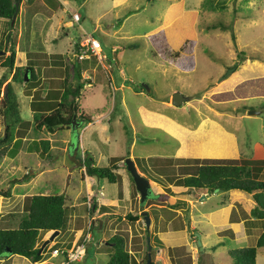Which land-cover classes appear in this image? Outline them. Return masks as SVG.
<instances>
[{"label": "rangeland", "instance_id": "rangeland-1", "mask_svg": "<svg viewBox=\"0 0 264 264\" xmlns=\"http://www.w3.org/2000/svg\"><path fill=\"white\" fill-rule=\"evenodd\" d=\"M14 1L13 20L0 17V61L11 49L16 52L11 69L0 64V75L6 74L0 109L4 84L10 81L21 120L13 124L12 139L0 157V227L17 225L27 196L54 192L65 197L67 214L59 233L43 247L41 264H62L52 249L81 242L88 219L94 224L91 239L84 240L83 264H104L112 249L106 241L116 232L126 238L131 264H233L227 249L255 244L264 218L250 214L254 200L246 191L202 192L175 184L173 179L195 163L191 158L216 157H177V138L168 130L177 125L172 119L196 127L212 118L235 135L239 146L235 156L219 158L264 160V0H221L219 5L220 0H125L117 5L113 0ZM72 9L79 12V21L64 24ZM87 35L99 40L100 56L88 51L78 61L86 78L78 100L92 121L75 123L74 130L71 124L54 132L35 129L33 94L54 99L66 73L76 81L72 63L81 48L79 38ZM241 56L260 64L254 60L234 67ZM29 64L34 79H13L15 66L23 70ZM174 92L189 99L176 105ZM5 125L0 110V135ZM41 137L52 140L44 155L36 148ZM87 153L96 164L112 167L115 182L85 172L81 158ZM127 156L150 180L151 193L143 204ZM258 167L257 175L264 179V161ZM91 182L102 196L95 197L90 212L86 195ZM216 203L228 206L226 219L233 224L212 228L201 216ZM50 233L40 230L37 245ZM30 262L18 253L0 256V264ZM256 264H264V245L257 247Z\"/></svg>", "mask_w": 264, "mask_h": 264}, {"label": "trees", "instance_id": "trees-1", "mask_svg": "<svg viewBox=\"0 0 264 264\" xmlns=\"http://www.w3.org/2000/svg\"><path fill=\"white\" fill-rule=\"evenodd\" d=\"M154 1V0H148ZM213 3L214 0H203ZM222 1H217L216 4H222ZM17 7L14 0H0V17L9 18L13 20L16 15ZM264 13V8H263ZM3 41L0 38V49H2ZM79 44V43H78ZM132 45L130 43L128 46ZM135 45V44H133ZM15 51L11 49L0 64L11 69L13 67ZM79 53V49L76 54ZM241 52L240 54H242ZM239 55H237L238 57ZM244 57H239L233 64L237 66ZM80 59L76 57L73 64L74 76L76 81L69 80L68 73L65 74L62 80L63 89L60 95L56 91H50V95L55 94L57 98L44 97L37 91L34 99L31 101L32 110H34V128L45 129L49 132L68 127L74 118L76 123L85 121V124L91 121V118L83 113L79 105V97L81 89L86 81V78L81 74ZM29 66V80L34 79V68ZM21 66H15L12 77L15 80L24 79V70ZM26 67V66H25ZM67 68V66H66ZM6 80V74L0 75V85ZM40 95V96H39ZM1 113L4 115L6 125L8 126L4 134L0 135V157L4 155L8 148V144L12 139L11 129L14 123L21 120L19 110V99L10 81L7 82L6 93L2 96ZM168 131L174 135L182 136L185 140L186 133L181 130L178 125ZM220 134L214 132L210 138V143L199 144L194 148L196 153L203 156H223L230 153L228 147L227 134L220 131ZM52 145V140L49 137H41L36 141V148L41 155L48 152ZM190 147L191 152H195ZM207 148V149H206ZM206 149V150H205ZM195 159V163L187 168L184 175L176 176L173 181L175 184L186 186L190 189L196 188L202 191L213 192L215 188L219 191H226L229 189H240L250 193L254 204L250 209V214L254 218H264V179L259 178L258 165L263 163V159L242 157V158H191ZM81 165L84 166L85 172L94 178H106L110 182H115L116 174L112 167L108 165L96 164L90 155L85 154L81 158ZM89 191L86 199L91 201L90 212L96 208V196H102L101 192L95 187L93 182L90 183ZM7 194H9L6 191ZM158 193H156L157 195ZM170 197V196H168ZM172 207H176L177 203H171ZM93 206V208H92ZM25 213L20 217L18 223L14 227H0V256L6 253L22 254L31 261L35 262L42 259L43 250L38 253L39 245H37V237L40 230L53 231L60 229L65 222L67 214V206L65 197L60 193H44L36 192L27 196L25 204ZM128 216L134 219L136 215L127 213ZM110 244L111 252L108 260L104 264H131V253L126 247V238L119 232L114 233L107 239ZM222 243V242H221ZM264 245V230L258 235L255 244L230 247L227 253L233 260V264H256L257 247ZM87 250V249H86ZM66 264H83L81 261H71Z\"/></svg>", "mask_w": 264, "mask_h": 264}, {"label": "crops", "instance_id": "crops-1", "mask_svg": "<svg viewBox=\"0 0 264 264\" xmlns=\"http://www.w3.org/2000/svg\"><path fill=\"white\" fill-rule=\"evenodd\" d=\"M60 1V0H59ZM68 1L70 0H61V3L63 4H67ZM125 0H113V5H117L118 3H124ZM70 10V8H69ZM73 10V9H72ZM73 11H76V10H73ZM117 15V14H116ZM115 15V16H116ZM71 23L72 22V19H69L68 21H64L63 23L64 24H68V23ZM65 26V25H64ZM82 39L84 38H79V45L81 42H84ZM179 57V56H178ZM255 60V59H254ZM254 60H242L240 63L237 64L236 67H239L238 65H242V66H246L248 64L251 63V61L254 62ZM245 61L247 64H245ZM259 61L255 60V63L257 64H260L258 63ZM244 63V64H243ZM84 74V73H83ZM85 75H83L84 77ZM170 118V117H169ZM172 119V118H170ZM177 125H178V122H176L174 119H172ZM92 121V120H91ZM144 123V122H143ZM144 125L146 126H150L148 123H144ZM190 124H187V125H178L179 128L181 130H184V132L186 133V139L183 140L182 139V136H179V135H174L172 133V135L176 136V141L175 142H178V148L176 150V155L177 157H185V158H189V157H214V156H203L202 154H199V153H196V150L194 148H196L197 145L199 144H205V143H210L211 142V137L214 135V132L217 131L218 134L222 135L220 133V131H223L225 132L228 136H227V140L226 142L228 143V149L230 151V153H228L227 155H223V156H218L216 158H219V157H229V156H235L237 154V150L239 148L238 146V143L236 141V137L234 134H232L231 132H229L228 130H225L224 127H222L223 125L217 123L216 120L212 119V118H208L206 119L204 122H202V124H199L197 125L196 127L195 126H189ZM156 127V126H155ZM213 139V137H212ZM183 143H185L186 146H183ZM189 147H193V151L195 152H190V151H187L186 149L189 148ZM207 149V148H206ZM205 149V150H206ZM138 169V167H137ZM140 172V170H138ZM142 174V173H141ZM188 189V188H187ZM192 190V189H190ZM196 190V189H195ZM240 190V189H239ZM202 191V190H201ZM219 191V190H218ZM217 191V192H218ZM203 192V191H202ZM214 192V191H213ZM202 194H205V193H202ZM200 194V195H202ZM199 195V196H200ZM201 197V196H200ZM193 203V202H192ZM227 207L226 205L224 204H213V205H210L209 207H207L206 209L202 210V212L200 213L202 217H204L207 222L211 225L212 228H216L217 225H220V224H233V221H230L229 218L226 219V216H229V213L226 214V211H227ZM229 209V208H228ZM99 219V218H98ZM89 220V219H88ZM88 220L86 221V224L88 222ZM99 220H101V225H102V219L100 218ZM194 215L192 214V219H191V222L193 223L194 222ZM99 225V226H101ZM222 226V225H221ZM207 236V235H205ZM217 240V239H216ZM201 241V244L202 243V240ZM207 241V240H206ZM220 239L217 240V245L221 242H219ZM204 245V244H203ZM203 245H202V249H203ZM216 247V245L214 246V248ZM5 256V255H4ZM7 258V257H6ZM35 263L37 264H41V261H35ZM200 262H198L199 264ZM30 264H32V261L30 262Z\"/></svg>", "mask_w": 264, "mask_h": 264}, {"label": "water", "instance_id": "water-1", "mask_svg": "<svg viewBox=\"0 0 264 264\" xmlns=\"http://www.w3.org/2000/svg\"><path fill=\"white\" fill-rule=\"evenodd\" d=\"M16 7H17V3H16ZM28 68L29 66H26V69L24 70V79L28 78ZM7 90V83L4 84V90H3V94L6 93ZM189 99L188 95H182L178 92H174L171 96V101L176 104V105H180L182 103V101ZM249 113H255L256 110L254 109H250L248 110ZM76 121L73 118L72 119V123H71V128L72 130H74V128L76 127ZM78 123V122H77ZM6 128V125H5ZM126 167L128 169V171L130 172L133 181L135 183V187L137 189V191L139 192V200H140V204H143L146 199L149 197L150 193H151V184H150V180L143 174H141L138 169L137 166L133 160V158L131 156H127L124 158ZM214 191H218V188H215ZM201 196H205V194H202ZM142 215H144L145 218V225L148 227L149 226V215L147 213V211L145 209H143L141 211ZM99 225H101V220H99ZM59 233V229H55L53 231H51L50 235L45 238L41 245L39 246V250L38 253L41 252V250L43 249V247L49 242L51 241L55 235H57ZM198 243L200 244V249H202V245H201V241L200 239H198ZM148 248H150V245L148 246ZM149 256V253H148ZM149 260V258H148ZM150 263V261H149ZM158 264H161L160 262H158Z\"/></svg>", "mask_w": 264, "mask_h": 264}, {"label": "built area", "instance_id": "built-area-1", "mask_svg": "<svg viewBox=\"0 0 264 264\" xmlns=\"http://www.w3.org/2000/svg\"><path fill=\"white\" fill-rule=\"evenodd\" d=\"M70 16L72 21H79L80 18V14L77 11H71L70 12ZM84 42L80 43V51L77 54V58L81 59L88 51L93 52V54L95 55H99V47H100V42L97 38L93 37L92 35H87L84 38ZM98 51V52H97ZM89 54V53H87ZM94 221L90 220L87 223V232L83 238V240L79 243H77V245L72 246V247H68L66 249H60L59 247H54L51 251V255L56 256L58 254L61 255L62 259H61V263L62 264H66L68 262L71 261H76V260H81L86 252V248H85V241L90 240L91 238V233L89 231V229L91 227H93ZM85 240V241H84Z\"/></svg>", "mask_w": 264, "mask_h": 264}]
</instances>
